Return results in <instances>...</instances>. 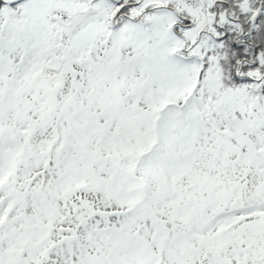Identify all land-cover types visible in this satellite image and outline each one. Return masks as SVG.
Wrapping results in <instances>:
<instances>
[{"label": "snow or ice", "instance_id": "1", "mask_svg": "<svg viewBox=\"0 0 264 264\" xmlns=\"http://www.w3.org/2000/svg\"><path fill=\"white\" fill-rule=\"evenodd\" d=\"M0 264H264V0H0Z\"/></svg>", "mask_w": 264, "mask_h": 264}]
</instances>
